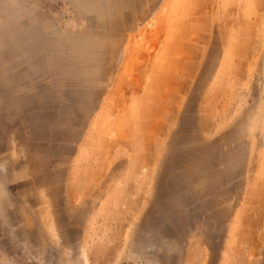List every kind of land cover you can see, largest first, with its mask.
Instances as JSON below:
<instances>
[{
  "label": "rangeland",
  "instance_id": "374dc122",
  "mask_svg": "<svg viewBox=\"0 0 264 264\" xmlns=\"http://www.w3.org/2000/svg\"><path fill=\"white\" fill-rule=\"evenodd\" d=\"M0 264H264V0H0Z\"/></svg>",
  "mask_w": 264,
  "mask_h": 264
}]
</instances>
